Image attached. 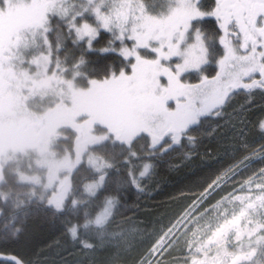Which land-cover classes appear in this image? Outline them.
<instances>
[{
    "label": "rangeland",
    "instance_id": "obj_1",
    "mask_svg": "<svg viewBox=\"0 0 264 264\" xmlns=\"http://www.w3.org/2000/svg\"><path fill=\"white\" fill-rule=\"evenodd\" d=\"M82 2L83 0H0V59L3 58L1 62L4 67L0 76L9 81L8 88L5 90L0 88V94L2 93L4 97L0 101V181L3 169L11 166L19 182L40 189V194L38 192L31 194L30 201L37 198L48 201L56 209L63 208L68 202L72 193V173L83 163L90 165L100 174L96 180L85 184L86 196L92 197L104 185L106 174L103 171L108 170L110 165L105 163L100 155L92 153L90 151L92 147L109 139L131 146V143L143 133L148 134L151 139L159 138L173 126L165 120L158 109L155 97H160L164 93L156 86L155 81L158 79L161 85H167L168 81L164 75L156 74L162 73L164 66L175 72V64L182 62L181 57L164 60L160 53L142 47L138 49L141 58L150 61L160 59V64L141 65L145 74L141 75L138 72L137 78L131 82L109 79L107 82L96 80L94 83L88 81L86 84L78 70L74 69L68 74V69L59 68L54 64L45 24L50 13L64 18L70 17L71 20V17L81 10ZM100 2L101 0H95L93 6ZM132 2L136 10L143 4L146 14L157 18L166 17L177 6L176 0H155L150 6L145 5L143 0ZM86 18L94 20L95 25L88 23L90 27L96 31L102 30V24L91 11L83 17L88 22ZM134 23L135 21L131 20L128 22L126 34H132ZM79 28L80 33L74 32L75 36L79 40L86 39L90 44L94 38L82 35L85 31L83 23L79 24ZM112 32L115 33V28ZM194 37L195 30L191 29L183 42H180L182 54L194 43ZM178 39L174 38L171 43L176 45ZM167 43V40L152 42L150 48H161V45ZM123 44L129 48L134 46V42L129 40H124ZM161 51L163 54L169 53L167 47H163ZM189 73L192 71H186L181 80ZM129 83L136 85L135 91H129L127 87ZM40 91L46 95L43 100L40 98L41 95H38ZM32 96L34 99L28 100ZM130 97H136L135 101L131 102ZM167 106L169 109L175 107L172 100L168 101ZM30 107L38 113H32ZM39 121H42V124L36 125L34 129H25L29 124ZM61 126L65 130L59 133ZM144 171L145 169L142 172ZM254 174L249 181L229 193L224 199L226 203L215 209L206 220L199 221L202 214L191 219L188 226L178 234L179 243L175 244L173 255L164 264H189L193 257H198V261L208 264L207 258L196 252L197 247L208 251L209 256L223 253L222 238L209 244L208 235L211 229L208 224L215 225L221 219L217 214L225 210L227 215L234 212L243 213L240 216L241 220L247 222L251 219L255 223L244 232L239 243L233 240L235 232L228 235L227 248L231 255L218 256L215 264L222 261L229 263L241 253L250 255L248 234L256 223H264V189L255 188L257 181ZM232 176L222 178L208 194L216 191ZM201 203L202 200H198L180 217L177 225L165 236L166 239L175 236L177 230ZM72 205L76 206L79 203L74 200ZM105 210L108 212L111 208L108 206ZM105 219L101 213L95 223L102 225ZM190 227L192 231H189ZM252 239L255 241L256 237L253 236ZM189 241L191 251L187 257L181 256L180 254L188 248ZM252 247L258 248V254L251 260V264H264V241L259 244L253 243Z\"/></svg>",
    "mask_w": 264,
    "mask_h": 264
},
{
    "label": "trees",
    "instance_id": "obj_2",
    "mask_svg": "<svg viewBox=\"0 0 264 264\" xmlns=\"http://www.w3.org/2000/svg\"><path fill=\"white\" fill-rule=\"evenodd\" d=\"M153 1L143 0L147 6ZM200 5L210 9L212 0H203ZM86 19L95 25L92 18ZM65 20L50 13L45 24L55 65L68 69V74L78 70L86 84L88 81H105L112 69L119 72L126 68L129 71L132 61H124L113 51V48L122 46L114 32L100 30L99 38L88 44L86 39L79 40L74 32L69 31L71 25H66ZM77 23L80 24L79 21ZM200 24L203 30L205 25L211 24L212 32H215L212 21L195 22L194 25L198 27ZM204 32L209 36L210 31ZM86 45H90L91 51ZM104 50L107 54H101ZM196 77L197 73L192 72L185 79L194 81ZM241 106L242 114L247 117L244 135L239 132V125L235 131L230 125H225L222 132H217L210 139L199 138L200 134L210 132L214 124L219 123L217 120L200 125L196 130L195 147L185 141L182 147L174 148L163 156L159 154V148L154 152L150 150L152 139L146 133L137 137L131 146L109 139L92 147L90 151L110 165L103 171L106 174L104 185L92 197L86 196L85 184L96 180L100 174L83 163L72 173V193L61 209L53 208L48 201L38 198L30 201L31 194H40V189L19 182L14 168L5 167L0 181V234L7 236L8 240L0 241V253L15 254L23 258L25 264H138L149 246L162 233L167 236L180 217L201 200L204 195L201 190L215 177L220 176V179L214 186L222 178L233 175L212 197V200L225 199V193L228 196L249 181L255 170L264 167V135L256 126L264 116V93L255 91L251 95H238L226 111ZM225 119H231V116ZM209 147L211 154L207 151ZM246 155L247 160L244 159ZM146 167L148 173L141 176ZM224 199L211 212L205 209L191 215V219L202 214L199 221L206 220L215 209L226 203ZM74 200L79 205H72ZM194 200L196 203H189ZM108 206L111 210L105 212ZM101 213L106 219L98 225L95 221ZM191 219L183 223L175 236H179ZM74 225L78 236L75 241L69 234ZM16 229L20 230L19 239L13 240L12 233ZM81 241L94 247L83 248ZM0 264L4 262L0 261Z\"/></svg>",
    "mask_w": 264,
    "mask_h": 264
},
{
    "label": "snow or ice",
    "instance_id": "obj_3",
    "mask_svg": "<svg viewBox=\"0 0 264 264\" xmlns=\"http://www.w3.org/2000/svg\"><path fill=\"white\" fill-rule=\"evenodd\" d=\"M177 6L170 12L169 15L163 18H157L146 14V8L141 4L139 10H136L132 0H101L95 4V0H83L80 8L71 17V20L66 18V25L70 24V32L80 33L79 24L83 23L85 31L83 36H91L94 39L99 38V31H96L89 26L88 22L83 19L89 11L102 24V30L111 33L115 28L116 39L122 44L121 49L113 48L116 55H119L124 61H133L130 64L131 72L126 68H121L119 72L115 69L110 70L109 75L105 78V82L111 79L113 81H128L131 82L137 78L138 72L144 75V69L141 65L160 64V59L150 61L141 58L138 49L142 47L149 48L151 51L160 53L164 60H171L176 57H181L182 62L175 64L176 71L164 66L162 73L156 75H164L168 81L167 85H161L157 79L156 86L160 87L164 93L160 97H155L158 102V109L165 117V120L173 126L169 127L165 134L159 138L153 137L149 144L150 150L153 152L159 148V154L163 156L166 152L172 151L174 148H180L185 141L190 146L195 147V141L198 138L197 129L205 121H219L214 124L212 130L207 133L200 134L199 138H211L217 132H222L225 125H230L233 131L237 130L241 135L246 134L247 117L243 115V106L239 109L226 111L230 103L241 94L251 95L255 91L264 93V0H212V8L205 10L200 7L201 0H176ZM75 8L76 5L74 4ZM135 21L132 34H126L129 21ZM211 20L215 27V32L212 37H208L206 33L199 28L195 30L194 43L189 49L181 53L179 44L183 42L187 33L192 29L195 21ZM178 37V42L173 45L171 41ZM124 40L134 42V46L129 48L124 45ZM161 40H167L166 45H161V48L151 49L152 42L159 43ZM208 40H211L218 49L216 55H212L208 47ZM91 51L90 45H86ZM167 47L168 54H163L161 49ZM101 54H107V50ZM82 62V61H81ZM204 69H208L205 71ZM186 71L197 73L194 81H183L181 76ZM95 81H93L94 83ZM129 91H135L136 85L129 83L127 85ZM155 88L153 89V93ZM151 95V94H150ZM134 102L136 97L129 98ZM172 100L175 107L169 109L168 101ZM250 102V101H249ZM231 119H225L227 116ZM236 123H232V121ZM259 132L264 135V116L257 122ZM211 154L212 149H207ZM264 158V157H262ZM245 160L248 159L246 155ZM148 168L141 173L145 175ZM257 181L255 188L264 189V167H261L254 174ZM220 179V176L214 178L213 182L202 189L204 193L200 199L203 203L192 213L195 216L199 212L208 209L209 212L221 201L224 197H219L217 200H212L215 192H211L215 181ZM223 187V184L220 185ZM219 191V188L216 189ZM227 196V193L224 194ZM209 201H212L209 203ZM196 203V201H190ZM221 217L215 225L209 223L208 227L211 232L208 235L209 244L216 242L219 239L224 241V252L214 253L209 256V252L201 247L196 248V252L207 258L208 264H215L218 256H230L228 251V235L235 232L233 238L235 243H239L245 231H248L250 225L255 223L251 219L247 222L240 219L243 213H233L227 215V210L223 213H218ZM192 217L190 216L189 219ZM187 223V221H185ZM183 227V225H181ZM171 225H169V229ZM243 229V231L241 230ZM192 231V227L189 228ZM20 230L16 229L12 233V239H19ZM70 237L75 241L77 236V227L74 225L69 230ZM256 240L253 241L252 237ZM8 237L0 234V241L6 242ZM249 248L251 255L241 253L238 259L241 264L245 261L251 264L258 252V248L252 247V244H259L264 241V223H256L254 228H251L248 234ZM179 243L177 236L171 238L165 237L162 233L148 248V250L139 258L138 264H164L165 261L173 255L175 244ZM188 248L181 256L187 257L191 251V242H188ZM81 247L90 249L94 245L81 241ZM207 247V245L205 246ZM146 258V259H145ZM0 261L4 264H25L23 258L12 253H0ZM198 257H193L189 264H197ZM203 264V261L200 262ZM231 264V262H229Z\"/></svg>",
    "mask_w": 264,
    "mask_h": 264
},
{
    "label": "flooded vegetation",
    "instance_id": "obj_4",
    "mask_svg": "<svg viewBox=\"0 0 264 264\" xmlns=\"http://www.w3.org/2000/svg\"><path fill=\"white\" fill-rule=\"evenodd\" d=\"M203 0H201V2H202ZM201 4V3H200ZM200 7L202 8V6L200 5ZM212 7H210V9H211ZM202 9H204V8H202ZM210 9H205V10H210ZM195 22H200L199 20L198 21H195ZM195 22L193 23V27H192V30H196L197 28H199L202 32H204V30H206L207 32H209V36L208 37H212L213 36V29H211V24H207V25H205V29L203 30L202 29V27H201V25L202 24H200L198 27H196L194 24H195ZM202 22H211V20H204V21H202ZM205 33V32H204ZM208 47H209V49L211 50V53H212V55H216L217 53H218V49H217V47L215 46V44L211 41V40H208ZM2 57H4V55H2ZM3 59V58H2ZM2 59H0V72H3V64H2ZM205 71H208V69H204ZM189 74H192V73H189ZM188 74H186V75H184L183 77H182V79L185 81V82H187L186 81V79H185V77L187 76ZM9 81H7V79H5L4 77H2V76H0V88H2L3 90H5L6 88H8L9 87V83H8ZM58 85H61V84H58ZM25 91H26V89H25ZM27 92V91H26ZM64 92L65 93H67V91L66 90H64ZM38 95H41L40 96V98L43 100V98L46 96L44 93H43V91H40L39 93H38ZM68 95L71 97V99H72V95L69 93V91H68ZM4 99V97L2 96V93L0 94V101H2ZM32 99H34V96H32V97H29L28 98V100H30V101H32ZM27 101V100H26ZM25 101V102H26ZM29 101V102H30ZM30 103H32V102H30ZM30 105H29V103H28V107H29ZM32 106V105H31ZM30 109H31V112L33 113V112H35V113H38L37 112V110H34L33 109V107H30ZM38 124H42V121H39V122H36V123H31V124H29L25 129H34L35 127H37L36 125H38ZM65 130V128L63 127V126H61L60 128H59V133H61L62 131H64ZM37 132H39L38 130H37ZM165 134V133H164ZM78 136H80V134L78 135ZM65 139V138H64ZM63 139V140H64ZM76 142V141H75ZM200 262H201V260L200 261H197V264H200ZM228 262H217L216 264H227ZM203 264H205L204 263V261H203Z\"/></svg>",
    "mask_w": 264,
    "mask_h": 264
},
{
    "label": "water",
    "instance_id": "obj_5",
    "mask_svg": "<svg viewBox=\"0 0 264 264\" xmlns=\"http://www.w3.org/2000/svg\"><path fill=\"white\" fill-rule=\"evenodd\" d=\"M247 262V261H246ZM241 263V260L237 258H234L232 261H231V264H240Z\"/></svg>",
    "mask_w": 264,
    "mask_h": 264
},
{
    "label": "bare ground",
    "instance_id": "obj_6",
    "mask_svg": "<svg viewBox=\"0 0 264 264\" xmlns=\"http://www.w3.org/2000/svg\"><path fill=\"white\" fill-rule=\"evenodd\" d=\"M55 68V67H54ZM54 68H52V69H54ZM53 71V70H52ZM61 71V70H60ZM60 73V72H59ZM60 75V74H59ZM65 76V75H64ZM38 109V108H37ZM74 137V136H73ZM103 144V143H102ZM87 165V164H86ZM91 168V167H90ZM88 184V183H87ZM32 187V186H31ZM258 254V253H257ZM201 259V258H200ZM254 261V260H253Z\"/></svg>",
    "mask_w": 264,
    "mask_h": 264
}]
</instances>
